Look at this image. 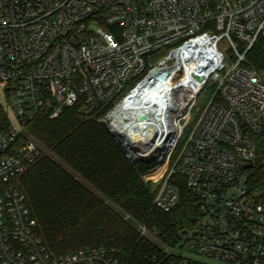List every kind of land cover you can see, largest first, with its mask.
<instances>
[{
	"label": "built area",
	"instance_id": "obj_1",
	"mask_svg": "<svg viewBox=\"0 0 264 264\" xmlns=\"http://www.w3.org/2000/svg\"><path fill=\"white\" fill-rule=\"evenodd\" d=\"M258 48L264 0H0V111L10 122L0 127V264H122L104 247L53 255L18 185L43 154L27 124L71 108L106 125L129 163L156 175L146 178L156 209L172 212L183 184L192 197L195 215L170 242L138 226L161 244L148 264H264V187L254 182L264 164ZM128 100L122 120L139 136L129 143L113 124Z\"/></svg>",
	"mask_w": 264,
	"mask_h": 264
},
{
	"label": "trees",
	"instance_id": "obj_2",
	"mask_svg": "<svg viewBox=\"0 0 264 264\" xmlns=\"http://www.w3.org/2000/svg\"><path fill=\"white\" fill-rule=\"evenodd\" d=\"M251 59L258 69L264 68L262 48ZM8 126L7 115L0 111V127L7 130ZM26 130L53 155L41 154L18 181L53 255L104 247L122 264H148V257L159 254L160 246L142 237L137 226L155 230L170 242L176 227L195 215L184 184L172 212L156 209L153 186L138 176L104 125L96 118L82 117L77 108L65 109L57 119L43 111ZM254 178L256 186L264 187L263 163Z\"/></svg>",
	"mask_w": 264,
	"mask_h": 264
},
{
	"label": "rangeland",
	"instance_id": "obj_3",
	"mask_svg": "<svg viewBox=\"0 0 264 264\" xmlns=\"http://www.w3.org/2000/svg\"><path fill=\"white\" fill-rule=\"evenodd\" d=\"M219 48H220V50L223 52V54L225 55V63H226L227 68L232 67V66L234 65L235 58H234V56H233V53H232L231 50H230V47H229L228 43H227L226 41H222L221 44L219 45ZM207 98H208L207 92H203L202 95L200 96L199 101H200L201 103H203V102H205V101L207 100ZM5 104H6V103H5ZM6 108H7V111H8V113H9V118H10V120H11L13 126H17L18 121H17L16 117H15L14 114H13V109H12V107H11L10 105H7ZM101 124H102V123H101ZM103 125H104V124H103ZM104 127L107 129L106 125H104ZM111 137H112V136H111ZM42 148H43V147H42ZM43 154H45V155H47V156H49V155H50V156H53L51 151H48V152H47V150H45L44 148H43ZM127 155H128V154H126V156H127ZM136 169H137V174H138V176H140V178H142V180H143L146 184H148L149 186H153V184H152L151 182H147V181H146V178H147L146 175H150V174H148L149 172L146 170L145 167L142 166L141 163H136ZM82 182L84 183V185H85L86 187H88L90 190H92L95 194L100 195V193H99L98 191L94 190V188H93L89 183H87V182L84 181V180H82ZM137 228H138V226H137ZM150 230H152V229H150ZM145 239H146V238H145ZM147 240H148V239H147ZM149 241H151V242H153V243H155V244L161 246V244H160V242H159L158 240H154V239H152V240H149ZM175 252H177V253H179V254L188 255V253H186L185 251L176 250Z\"/></svg>",
	"mask_w": 264,
	"mask_h": 264
},
{
	"label": "bare ground",
	"instance_id": "obj_4",
	"mask_svg": "<svg viewBox=\"0 0 264 264\" xmlns=\"http://www.w3.org/2000/svg\"><path fill=\"white\" fill-rule=\"evenodd\" d=\"M127 106L125 108L120 109L119 114H116L114 116V122L113 124L115 125V127L118 130H121L124 133H128L129 132V122H123V118L126 116L127 111H129V100L127 101ZM156 175H148V179H152L155 178Z\"/></svg>",
	"mask_w": 264,
	"mask_h": 264
},
{
	"label": "water",
	"instance_id": "obj_5",
	"mask_svg": "<svg viewBox=\"0 0 264 264\" xmlns=\"http://www.w3.org/2000/svg\"><path fill=\"white\" fill-rule=\"evenodd\" d=\"M157 73H158L157 70L153 71V74H157ZM145 119H146V115H144V114H138V115L135 116V120L136 121H140L141 122V121H144ZM124 139L127 140L128 143H129V141L135 142V141H137L139 139V136L137 134H135V133H131L130 136H129V133H128V135H126L124 137Z\"/></svg>",
	"mask_w": 264,
	"mask_h": 264
}]
</instances>
